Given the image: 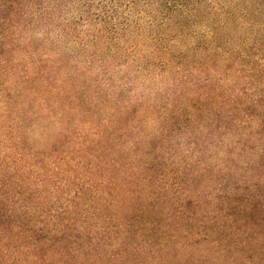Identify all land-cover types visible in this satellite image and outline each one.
Returning <instances> with one entry per match:
<instances>
[{"label":"trees","instance_id":"obj_1","mask_svg":"<svg viewBox=\"0 0 264 264\" xmlns=\"http://www.w3.org/2000/svg\"><path fill=\"white\" fill-rule=\"evenodd\" d=\"M139 1L0 5V264H264L263 42L157 46L149 104L61 48L131 61Z\"/></svg>","mask_w":264,"mask_h":264},{"label":"rangeland","instance_id":"obj_2","mask_svg":"<svg viewBox=\"0 0 264 264\" xmlns=\"http://www.w3.org/2000/svg\"><path fill=\"white\" fill-rule=\"evenodd\" d=\"M78 2L79 0H0V5L23 10L55 7L59 10L55 14L56 18L66 14L72 22L80 9ZM170 8H175V11H170ZM127 15L132 21L130 31L136 37L129 42L136 43L133 48L136 53L130 55L131 61L125 50L112 54L115 59H104L106 54L113 52L106 46L100 50L92 46L81 53L76 50L75 36L62 38L61 48L67 52L73 50V61H80L81 68L87 64V56L95 60L96 72L101 70L99 63L102 62L111 71L114 77L112 83L118 85L119 90L129 82L127 86L130 96L142 98L149 104L162 98L165 90L172 92L168 88L173 85L172 75L169 76L160 66L150 64V60H155L154 48L157 46L174 45L176 49H180L183 48V42L192 45L202 42L204 45L209 41H223V50L232 54L244 51L247 44L254 45V41L259 40L263 42L264 48V0H140L136 11ZM51 24L56 26L54 32L57 33L63 26L62 20ZM90 27L94 28L87 26L88 29ZM44 34L40 31L35 37L41 39ZM99 41L102 42L103 38H99ZM184 50L189 53L193 51L186 48ZM140 63L144 66L136 69ZM93 78L99 81L97 76Z\"/></svg>","mask_w":264,"mask_h":264}]
</instances>
